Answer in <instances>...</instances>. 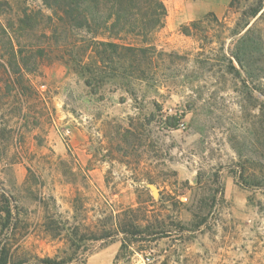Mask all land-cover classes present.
Returning <instances> with one entry per match:
<instances>
[{
  "label": "rangeland",
  "instance_id": "rangeland-1",
  "mask_svg": "<svg viewBox=\"0 0 264 264\" xmlns=\"http://www.w3.org/2000/svg\"><path fill=\"white\" fill-rule=\"evenodd\" d=\"M160 1L146 76L92 88L89 34L42 0H0L9 264H264V0ZM198 20L208 39L183 32Z\"/></svg>",
  "mask_w": 264,
  "mask_h": 264
},
{
  "label": "trees",
  "instance_id": "trees-1",
  "mask_svg": "<svg viewBox=\"0 0 264 264\" xmlns=\"http://www.w3.org/2000/svg\"><path fill=\"white\" fill-rule=\"evenodd\" d=\"M42 1L58 20H62L78 33L90 35L91 39L85 43L87 59L77 62L76 66L79 73L87 74L86 83L92 88H95L98 81L102 84L104 79L112 78L119 72L137 79L143 78L149 69L144 66L150 67L155 58L161 56L162 52L158 53L157 47L148 38L150 31L163 26V20L167 15L166 7L160 0ZM262 9L261 3L257 6L252 5L242 13V17L255 18ZM25 16L28 19L26 13ZM211 17L215 22H220L212 12L205 16L206 20L210 21ZM203 23L204 20L192 21L183 27V32L195 35L198 40L208 39L210 36L202 29ZM243 30L244 28H241L237 32L241 47L252 41V29L248 28L241 36L240 32ZM127 36H133L131 42H128ZM139 36L142 38L139 39ZM241 56L243 49L236 55L238 64L243 67ZM13 220L10 201L0 195V228L9 230L15 224L12 223ZM138 222L134 219L125 223L123 232L132 236L140 234L141 224ZM11 258V248L3 246L0 250V264H9Z\"/></svg>",
  "mask_w": 264,
  "mask_h": 264
}]
</instances>
